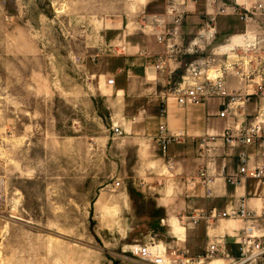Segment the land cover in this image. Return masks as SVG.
Instances as JSON below:
<instances>
[{"label": "rangeland", "instance_id": "374dc122", "mask_svg": "<svg viewBox=\"0 0 264 264\" xmlns=\"http://www.w3.org/2000/svg\"><path fill=\"white\" fill-rule=\"evenodd\" d=\"M146 1L0 0V264H149L130 247L155 238L197 257L213 242L219 223L208 236L207 225L181 220L175 205L189 198L182 180L168 176L158 139L138 145L132 133H113L116 87L107 81L121 43L146 37L147 19L163 12L164 0ZM198 17L187 24L186 44L207 21ZM215 24L208 53L245 25L222 16ZM200 107L218 112L216 101ZM163 200L176 211L170 215ZM171 216L182 234L165 225ZM227 246L237 257V246ZM212 262L232 264L222 256L205 264Z\"/></svg>", "mask_w": 264, "mask_h": 264}, {"label": "built area", "instance_id": "2783aa9c", "mask_svg": "<svg viewBox=\"0 0 264 264\" xmlns=\"http://www.w3.org/2000/svg\"><path fill=\"white\" fill-rule=\"evenodd\" d=\"M165 12L162 16L147 19L149 27L161 28L156 34L157 43L164 47V53L158 57L156 70L169 71L176 80H170L161 97V115L167 114L169 104L179 107L207 106L210 102L218 103L215 117L226 122V127L220 133H205L197 137V151L206 163L201 167L196 178L187 180V185H199L203 197L211 199L214 196L213 185L215 177L210 173L214 167L221 142L224 149H238L237 171L227 174V166L221 168V176L234 187H241L247 181H253L264 191V164L251 165L247 152L248 147H256L264 152V3L247 5L238 0H206L205 12L207 21L202 24L197 35L186 44L182 32L188 16L196 13L201 0H164ZM237 17L245 24L255 23L256 29H246L242 45L231 50L221 51V47L208 48L217 40V17ZM126 48L121 47L120 53ZM187 57H191L187 61ZM238 82V87H230V80ZM108 85H115V78L108 79ZM253 112H250V108ZM117 137H123L125 132L119 126L113 128ZM186 134L179 131L170 134L166 125L159 127L158 144L164 157L166 172L171 179H177V166L174 159L167 157L169 147L182 143ZM263 156V153H262ZM145 186V183L141 184ZM114 188L122 187V182L113 184ZM4 200L0 194V206ZM181 220L197 227L205 222L211 229L221 220L241 221L243 227L234 237L238 256L231 255L227 243L222 238L209 245L203 255L189 256L184 248H167L160 252L157 245L161 243L155 238L150 243L139 245L133 253L143 262L149 264H205L217 256L229 259L232 264L256 263L264 259V206L261 209L251 208L245 198L237 206L224 212L216 209L199 210L194 215H182Z\"/></svg>", "mask_w": 264, "mask_h": 264}, {"label": "crops", "instance_id": "0c3cea01", "mask_svg": "<svg viewBox=\"0 0 264 264\" xmlns=\"http://www.w3.org/2000/svg\"><path fill=\"white\" fill-rule=\"evenodd\" d=\"M156 0H147V4L155 2ZM239 3H245L247 5H253L255 3H264V0H238ZM163 12L155 13L153 17H159L164 14L165 6L161 3ZM211 12L208 10L205 3H201L196 10V13L186 18L182 28L184 38L186 40L187 31L193 32L187 24L191 22H201L200 14L205 12ZM235 18V17H234ZM259 22L264 21V17L257 18ZM197 28V27H196ZM195 28V29H196ZM246 29L255 30L256 24L249 23L243 25L238 31L240 33H233L225 41L229 42L235 35H243ZM148 35L146 37L138 34L133 36L130 42H122L121 45L126 48L125 53H119V58L115 61V68L113 70V76L115 78L116 89L114 90V115L119 121V127L123 129L125 133L134 134L133 141L141 145L148 141L146 139L158 138L159 127L166 125L170 134H175L179 131L186 134V139L182 143H175L169 147L167 157L172 158L176 162L177 174L182 180L183 188L182 192L189 198L182 204L175 205L177 208H182L183 213L187 216L194 215L199 210L210 211L216 209L218 212H224L225 210L237 206L242 198H245L251 208L259 210L256 203L257 200L261 201V207L264 206V191L253 181H247L241 187H234L226 182L225 177L221 176V168L223 165L227 166V174L231 175L237 171V154L238 149H224L221 142L217 143L218 149L216 151L217 161L214 167L210 170V173L215 177V183L213 185L214 196L208 199L207 203L203 206H199L191 197L196 194L203 196V191L199 185L191 186L187 185L186 181L198 176V172L206 161L198 156L196 138L204 135L205 133H220L226 127V122L222 128L216 125H211L210 122L215 116H211L208 112L201 111V107H179L175 103H170L167 109V114L162 116L161 109L163 107L161 97L165 92L170 80H176V75H170L169 71H157L155 66L158 57L164 53V47L159 45L156 40V34L159 33L161 28L149 27ZM146 31H143V34ZM219 47V46H218ZM230 87H238V82L230 80ZM110 87V86H109ZM250 112H253V108H250ZM218 119V118H217ZM221 120V119H218ZM223 121V120H222ZM159 145V144H158ZM139 147V146H137ZM160 148V147H159ZM247 152L251 159V165L264 164V152L259 151L256 147H248ZM263 153V156H262ZM164 157V156H163ZM163 159H166L165 157ZM177 178V179H178ZM161 204L168 213L172 214L176 211L175 207L170 201H161ZM261 209V208H260ZM170 214V215H171ZM165 225H174L179 229L182 234L185 228L176 225V220L171 216L169 219H164ZM231 221L221 220L219 225L213 231L210 244L215 243L217 240L224 238L227 245L229 241L234 244V237L240 231V224L234 221L235 227H231ZM242 223V222H241ZM243 224V223H242ZM199 226H205L202 222ZM208 236H210V229L208 230ZM180 238L184 235H177ZM179 239V238H177ZM214 239V240H213ZM180 240V239H179ZM179 242L180 245V241ZM178 244V243H177ZM174 248V247H170ZM190 253V250L183 246Z\"/></svg>", "mask_w": 264, "mask_h": 264}, {"label": "bare ground", "instance_id": "6f19581e", "mask_svg": "<svg viewBox=\"0 0 264 264\" xmlns=\"http://www.w3.org/2000/svg\"><path fill=\"white\" fill-rule=\"evenodd\" d=\"M243 39H244V36L243 35H235V36H233L232 37V39L229 41V42H227L226 44H223V45H221L220 47H221V51H225V50H231L233 47H235V46H238V45H242V43H243ZM109 86V85H108ZM111 87V86H110ZM256 203H257V205H258V207H259V209L261 208V201L260 200H257L256 201ZM228 221H233V220H228ZM133 251H137L138 249H139V245H137V246H131L130 247ZM155 250H158V251H160V252H164L165 251V245L161 242V243H159L158 245H157V248H154L153 249V251H155ZM217 261V260H216ZM223 261V260H222ZM215 262V261H214ZM214 262H212V264L214 263ZM218 262V261H217Z\"/></svg>", "mask_w": 264, "mask_h": 264}]
</instances>
